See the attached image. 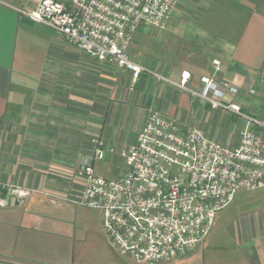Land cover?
Masks as SVG:
<instances>
[{"label":"crops","instance_id":"1","mask_svg":"<svg viewBox=\"0 0 264 264\" xmlns=\"http://www.w3.org/2000/svg\"><path fill=\"white\" fill-rule=\"evenodd\" d=\"M208 1L224 4L231 25L187 31L172 18L159 32V53H130L152 72L133 82L127 69L89 58L23 15L31 3L0 0V264H72L70 241L55 228L52 208L77 205L70 201L83 187L81 160L98 140L116 149L132 145L151 109L235 147L244 122L192 93L201 90L203 77L234 86L227 100L264 121V0ZM209 16L218 19L217 13ZM145 26L130 48H151L155 36ZM182 71L190 75L186 87L179 84ZM94 171L118 178L126 166L118 153H107ZM16 187L30 194L18 199L9 193ZM259 219L264 228V215ZM255 240L239 241L245 254L219 264H264V237Z\"/></svg>","mask_w":264,"mask_h":264},{"label":"built area","instance_id":"2","mask_svg":"<svg viewBox=\"0 0 264 264\" xmlns=\"http://www.w3.org/2000/svg\"><path fill=\"white\" fill-rule=\"evenodd\" d=\"M21 13L62 35L89 58L127 69L135 82L152 73L130 59L128 49L141 24L163 29L177 0H26ZM219 62L214 61L215 72ZM189 72L182 71L186 87ZM192 92L212 109L239 117L243 126L235 147L221 145L197 128L183 129L174 119L149 110L134 143L116 149L96 142L81 160L83 187L70 202L98 210L108 242L137 263L170 261L199 247L219 211L238 193L264 188V121L227 100L237 89L215 76L203 77ZM118 153L126 171L118 178L98 176L94 163ZM18 199L29 190L10 188ZM0 197V205L3 204Z\"/></svg>","mask_w":264,"mask_h":264},{"label":"rangeland","instance_id":"3","mask_svg":"<svg viewBox=\"0 0 264 264\" xmlns=\"http://www.w3.org/2000/svg\"><path fill=\"white\" fill-rule=\"evenodd\" d=\"M197 13L204 16H197ZM213 13H217L218 19L214 16L208 18ZM175 17L180 18L176 21L182 26L179 25V27L187 31L199 26L213 29L216 25L220 28L223 24L231 25L228 11L225 10L223 3L214 5L208 0H177L163 29L145 26L155 36L152 39L154 42L151 48L129 47L128 55L138 53L143 56L147 52L149 54L150 49L154 51V54L159 53L161 47L159 32L166 29ZM232 26L238 27L239 21L234 25L232 23ZM52 211L56 219L55 228L63 232L70 241V247L74 253L72 264H147L134 262L120 255L110 246L104 235L101 214L98 210L78 204L54 207ZM262 215H264V188L253 193H238L230 204L217 213L210 231L211 238L205 246L157 264H219V260L223 261L226 258L237 260L244 248L239 241L255 236V241L258 242L261 237H264V228L258 221Z\"/></svg>","mask_w":264,"mask_h":264}]
</instances>
